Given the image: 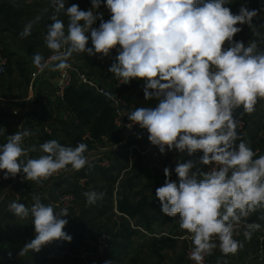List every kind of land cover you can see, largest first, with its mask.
Instances as JSON below:
<instances>
[{"label": "clouds", "instance_id": "clouds-1", "mask_svg": "<svg viewBox=\"0 0 264 264\" xmlns=\"http://www.w3.org/2000/svg\"><path fill=\"white\" fill-rule=\"evenodd\" d=\"M54 14L46 27L44 42L52 53L45 59L36 52L33 65L45 70L68 69L73 54L107 57L117 50L107 69L120 82L141 80L144 100H155L153 107H138L128 113L131 129L138 125L148 132V140L161 154L166 151L186 153L199 159L178 161L177 180L172 170L163 169L164 184L155 189L161 212L179 216V227L191 236L188 258L204 264L206 256L218 247L222 254H235L244 243L235 237L238 226L250 214L264 210V155L257 156L249 143L239 138V120L234 115L252 114L264 99V50L256 40L247 46L234 37L242 25L253 26L254 18L264 11L249 9L247 0L233 13L231 0H91L88 10L78 4L65 7L66 0H52ZM110 13L105 21L98 9ZM63 12L68 19L58 18ZM39 19V18H38ZM100 21L99 27H93ZM33 21L20 32V38L31 35ZM92 47H87L89 35ZM259 36V32H253ZM111 96V93H105ZM23 130L8 135L0 144V171L3 179L24 175L27 181L42 184L61 170L80 171L88 163V145H61L56 140L42 143L44 155L27 158L36 147H24ZM140 138V137H138ZM237 141H239L237 143ZM201 166H212L207 171ZM89 205L103 198V193H83ZM9 210L25 219L31 215L35 238L18 253L39 252L56 240L72 241L64 231L69 212L43 204L39 197L29 209L13 201ZM264 218V217H262ZM243 236L250 241L259 223H245ZM105 264H112L105 261Z\"/></svg>", "mask_w": 264, "mask_h": 264}, {"label": "crops", "instance_id": "crops-1", "mask_svg": "<svg viewBox=\"0 0 264 264\" xmlns=\"http://www.w3.org/2000/svg\"><path fill=\"white\" fill-rule=\"evenodd\" d=\"M15 1L24 5L26 9H29L27 10L28 16L24 26L29 21L34 22L32 31L37 32L39 34V52L46 59L48 56L47 53H49L50 50L47 49L45 45L43 32L45 26L49 22H51L50 16L54 14V5L52 4V0H47V2L52 6L49 8L47 7V9H43L48 6L46 4L45 6H42L43 0ZM84 1H88V6L90 8L89 0ZM244 2L245 0L239 2L238 4L232 3L231 5L233 7V13H238L241 4ZM235 5L238 6L237 12H234L236 10ZM31 7H34L35 10L33 9L32 11L30 9ZM247 7H249L248 2ZM41 28H43L42 31H40ZM246 28L247 25L242 26V31L240 34L237 35L239 37L236 40L243 41L247 46L248 41L252 39L250 37H247L248 34L245 37L243 36V31ZM88 35L89 42L87 47H92L90 33H88ZM14 46H19L20 51H16V49L13 48ZM0 49H5L8 52L13 53L14 60H19L21 62L27 63L26 68L28 71L34 69L33 62L28 56L25 44L11 32H2L0 34ZM258 50H264V45L258 44ZM112 52L113 51H111L110 55L105 57L104 59H102V57L99 55L89 57L87 54L83 53L73 54V56L75 57L79 55L78 57L80 59H84L85 62L83 63L85 64L86 68L90 70V74L93 76V74H95L94 70L96 68H100L101 66H103L102 63L112 58ZM110 66L111 65H109L107 69ZM101 76L102 77H100V74H97V78H101L100 81H98L108 88L112 87L113 85H116L115 83H120L119 80L113 74H111V76L109 77L103 76L102 74ZM93 77L95 78L96 76ZM30 82H27L25 79L20 77L17 71H13L10 74L4 73L0 75V117L2 118L3 123L2 127H0V144L6 142L8 135L26 129L30 130L32 135L24 138L22 146L27 148L35 146L36 151L29 152L28 157H24L25 160L27 158H38L39 156L44 155V153L40 150L39 146L45 141L58 139L56 138L58 136H55L54 134L62 135L64 139L70 144L72 138L66 137V135L64 134V129L69 124H71L70 122H73L74 119L73 113L69 110L67 105L63 103V98L59 96L56 77L53 73L45 74V76H43L41 80L37 82L33 95L31 94L29 88ZM142 83L143 82H140L138 84ZM133 90L134 85L133 89L128 93V95H130ZM126 102L129 105L128 101ZM147 102L149 103L147 107H153L156 104L155 100H152V102L150 100H147ZM135 104H137L138 106V101H135V103H131L129 105V109H127L128 113L135 110ZM242 111L243 110L241 108L237 109L234 113V115L239 121L246 122L245 128L243 130L237 128V133L240 139L246 141L251 146L255 137L254 135H249L252 133L248 131L249 125L247 121L244 120L240 115ZM46 129L50 130V132ZM254 130L256 133L258 132V134H260V131H263V127H260L258 125V127H255ZM238 142L239 141H237V143ZM108 150L113 151L116 150V148L110 146L108 147ZM155 152L156 156H154L153 153L149 156H142L137 152H134L132 156L129 147H119V149L117 150V163L119 165L117 169L118 180L115 186L112 187L110 191L102 188L99 189V192L97 193H103V198L98 200L93 205H89L87 203L86 197L84 196V198L80 200L78 207H83V205H89L91 206V208H94V217L91 219L99 218L98 221L108 220L111 218L112 215H115V218H120L122 214L117 209V193L123 191L121 187L124 186V184H128V176L130 172H134L135 170L139 169L140 171L144 170V172H146L147 178L151 180V176H153L154 174L153 169H155L157 165V171H159V175L163 173L161 175L163 176L164 168L161 167V165H158L157 163L164 157V159L167 158L171 160V162H169L166 167H169L172 170V175L174 176V178L176 177V173L174 171L176 165H172V160H174V158H179V156L183 157L185 153H179L173 150L172 153L166 152L165 154H161L157 146H155ZM259 155L260 154H258L257 156ZM200 156H202V152L196 153L193 157H184L186 159H184L183 161H187L189 159H199ZM201 167L203 168V170L205 169V166ZM64 180L65 181L62 182V187L53 186V188L47 189L46 187H44L43 184H38L33 181L25 180L24 175L21 173L15 178L10 177L7 180L0 181V196L3 192H5V190L7 191L13 189V191H17V193L19 192L25 197L24 205L29 209L34 203V197H39L40 201L43 204L47 205V197L50 196L51 198L53 197V195L61 197V193L65 192L68 189H73L75 187L73 181L69 179ZM138 180L139 179H136V181ZM149 182L150 181L145 183L144 192L150 195L153 191L155 194L154 188L145 189L146 184H148ZM163 184L164 183L162 182V185ZM23 186L26 188L25 192H23L21 189ZM138 190L143 191V188L138 187ZM107 203L111 204V208L107 207ZM108 212L112 215H110ZM82 216L83 215H81L80 213L78 214L77 212L76 218L74 220H72L74 217H71V219L63 217L64 219L68 220V224L65 226L64 231L72 236V241L70 243L64 240H56L43 246L38 253L29 251L26 255L20 256L18 253L22 249L23 245L34 239L36 235L34 225L32 224V217L31 215H29V217L25 219H10L7 217V215H2L0 213V260L11 259L9 255L6 254L7 250H10L11 252H16L13 258L10 260L11 264H73L75 260H81L80 254L84 250L89 251L93 245V240H90L88 238L89 232H83L84 228L86 229L87 224L84 225L85 220H83V218H85V215L83 217ZM262 217H264V210H258L255 213L250 214L249 217H247L246 220L242 221L240 225L255 222L263 226L264 218ZM91 219L89 218V222L91 221ZM244 230L245 228L241 227V229L239 230L240 232L238 231L240 233L239 236H241V239L238 240L244 243L243 247H246L245 249L247 253L251 254L248 256V258H252V253L254 254V256L257 255L256 250H259L260 246L264 244V242H262L260 231L254 232L251 240L246 241L243 236ZM76 252H78L79 255H75L74 253ZM232 256H236V253L234 255H230L229 258H232ZM57 257L59 258L57 259ZM90 259L94 260L95 258ZM227 259L228 256L223 254L220 260L225 261Z\"/></svg>", "mask_w": 264, "mask_h": 264}, {"label": "trees", "instance_id": "trees-1", "mask_svg": "<svg viewBox=\"0 0 264 264\" xmlns=\"http://www.w3.org/2000/svg\"><path fill=\"white\" fill-rule=\"evenodd\" d=\"M27 10L29 9H26L24 5L15 0H0V34L2 32H11L14 34L25 44L28 56L32 60L33 55L36 52H39V34L32 31L31 35L26 38H20L19 35L23 30L24 24L27 20ZM47 25L44 28V35L46 34ZM50 53L51 51L48 53V55ZM0 58L7 60L5 71L6 74L17 71L20 77L25 79L27 82H30L31 74L36 69L35 66L33 70L31 69L28 71L26 68L27 63L14 60V54L8 52L5 49H0ZM137 81L142 82L138 79ZM133 85L134 82L124 84L121 90V94L126 99V101H128L129 105L132 103V99H130L128 93L133 89ZM62 98L63 103L67 105L74 116V123L70 122L71 124H69L64 129V134L66 137L72 138L70 146L75 147L78 143L87 144L88 151L85 153V155L89 157L94 151L101 152L98 148V145L101 143L109 144L111 147L118 145L116 150H107L102 152V154H104L103 157H108L111 160L112 165L110 168H105L95 164L93 167L87 168L86 171L81 170V177L88 179L86 187L81 189L74 183L75 187L73 189L71 188L61 193V196L65 193L74 194L76 196V204L79 205L80 200L84 198L83 193L91 190L88 189L91 181L90 179L97 177V175L102 179L103 182L111 186L109 188L115 186L118 180L117 169L119 167L117 163V150L119 147H129L131 143H124L125 132L115 123L116 108L112 105L111 100L107 99L104 95L97 93L91 88L74 84L65 91ZM150 101L152 102V100ZM129 105L127 104L125 107L126 112L127 109H129ZM138 107H140V105H138ZM252 149L256 152L259 151L258 154L264 155V147H256L255 149ZM166 152L172 153V151ZM157 170L158 166L156 165L155 169H153L154 174L151 176V182L146 184L145 189H156L162 185V182L164 183L165 176L159 175V171ZM138 178V174H134V176L129 177L128 184L125 185V189L117 193V209L122 214V216H120V219L122 220L121 223L106 228L103 226L104 224L100 225L99 222L101 221H98L99 218L91 219L89 222L90 224L93 223V227L88 233V238L93 240V244L103 233L107 234L110 238L106 252L103 257L99 258V260L111 261L112 264H127L128 262H130L129 264H148V262L140 256L142 250H137L131 256L135 237L142 233L147 235L150 234L149 236L151 239H149L150 242H148L147 247L158 257H162V253L164 251L174 249L178 246L177 238L169 235L159 234L154 231V226L159 225L160 227H165L167 222L174 221L175 217H168L161 212V206L159 200L156 197L155 199H152L146 192L138 190V186L136 184V179ZM171 179L177 180V176L174 178L171 174ZM63 181L65 180H58L52 184L55 187H62ZM125 190L134 191V194H132L133 196L129 195V193L125 192ZM22 203L25 204V201ZM72 213L74 217L72 220H74L76 218V212L73 210ZM1 214L7 215V217L10 219L19 218L12 212L8 211H2ZM115 217V215H112L111 218L105 220V222L113 224L115 222L112 221ZM78 252L74 254L79 255ZM6 254H8L12 259L16 252L7 250ZM81 255L82 253L80 254V258ZM11 259H2L0 260V264H11ZM94 260L89 261V263L95 264ZM79 264L87 263L81 258V262L79 261Z\"/></svg>", "mask_w": 264, "mask_h": 264}, {"label": "rangeland", "instance_id": "rangeland-1", "mask_svg": "<svg viewBox=\"0 0 264 264\" xmlns=\"http://www.w3.org/2000/svg\"><path fill=\"white\" fill-rule=\"evenodd\" d=\"M38 1H40V0H38ZM231 1H232L231 4L232 3L238 4L239 2H242L244 0H231ZM247 2L249 3V7H248L249 9H260L261 5L264 4V0H247ZM73 3L78 4L79 8L81 10H86V9L89 8L88 1H84V0H66L65 7L67 8L68 6H71V4H73ZM45 4L48 5V6H46L43 9H47V7L48 8L52 7L47 2V0H43L42 6H45ZM231 4H229L227 6L230 7L231 11L233 12V10H232L233 7H232ZM237 7L238 6L235 5L236 10L234 12H237V9H238ZM30 9L32 11H33V9L35 10L34 7H31ZM58 15H59L60 19L64 20L65 26H67L68 19L64 15V13L61 12ZM42 30H43V28L40 29V31H42ZM254 31L255 32H259L260 35L259 36H253L252 33ZM247 34H248L247 37H250L252 40L254 39L256 41L259 40L262 37V35H264V11H262L261 14L258 17L254 18L252 28H249V26L247 25V28L243 31V36L245 37ZM237 35H236V37H234L235 40L238 39V37H239ZM13 48L16 49V51H20V47L19 46H14ZM112 51H113L112 55H111L112 58L108 59L107 61L102 63L103 66H101L100 68L98 67V68H96L94 70L95 74H93V76H96L95 78L97 80H99V81H100L101 78H97V74H100V77H102L101 74L103 76H106V77L111 76V73L107 72V67L114 62V59H115L116 55L118 54L116 49H113ZM78 56H75V58L77 60H79L81 62H85L84 59H79ZM104 58L105 57H102V59H104ZM131 82H134V90L130 94L131 96L129 95L130 99L133 100L132 104L135 103V101H138V103H139L138 105H140V107H147V105L149 103L147 102V100H143L142 84H138L140 82H138L137 79H132ZM137 107H138L137 104H135V109ZM255 109L256 110L250 115L249 114L242 115V118L244 120H246L248 125H249L248 126V131H250V133H252V134H249V135H254V137H255L254 141L252 142V144L250 146V147H252L254 149L256 147L257 148H263L264 147V105L257 103L256 106H255ZM258 125L260 127H263V131H260V134H258V132L256 133L255 130H254L255 127H258ZM54 135L58 136V137H56L58 139H54V140L58 141L61 145L70 146L69 142L66 141L62 135H60V134L59 135L54 134ZM110 146L111 145H109V144L101 143V144L98 145V148H99V151H107L108 147H110ZM184 157H187L186 153L184 154L183 157L179 156V158H177V159L174 158V160H172V165H174V164L176 165L178 161H183L184 159H186ZM169 162H171L170 159H167V158L164 159V157H163L157 164L161 165V167L165 168L166 165ZM69 167H71V166H69ZM135 173L139 175V178H138L139 180L136 182L137 186L139 188H143V191H145L144 190L145 183L150 181L147 178V176H146V172H144V170L140 171V169L139 170H135L134 172H130L128 177L134 176ZM90 180L91 181H90V185H89L88 189H91V190L93 189L92 191L96 190V192H99V189H101V188L102 189H106L108 191H110V189H111V188H109L111 186L108 185L107 183L103 182L102 179L98 177V175H97V177L92 178ZM121 189H123V190L125 189V184H124V186L121 187ZM91 190H88L87 192H89ZM125 192H128V191L125 190ZM128 193H129V195H132V194H134V191H130ZM58 197L59 196H54L53 195V197H51V199L52 200H58ZM150 197L152 199H155L156 196H155L153 191L151 192ZM107 207L111 208V204L107 203ZM70 210H71V216H70L69 219H71V217H73V213H72L73 210L76 213L78 212V214L80 213L83 216L85 215V218H83V220H85L84 225L87 224V227H86V229L84 228L83 232H86V233L90 232L92 230L93 223L92 224L89 223V218L91 219V218L94 217V214H93L94 213V208H91V206H89V205H83V207H78V204L75 203L70 208ZM110 215H112V214H110ZM112 222H115V223L110 224V223H106L105 221H101L99 223H100V225L104 224L103 226H105L107 228V227H110V226L118 225L119 223L122 222V220L120 218H115V219H113ZM179 223H180L179 216H177V217H175L174 221L167 222L165 227H162V226L160 227L159 225L154 226L155 227L154 231H156V233L169 235V236H173V237L177 238L178 239V246L176 248L170 249V250H166V251H164L162 253V257H158L155 254H153V252L151 250H149L148 247H147L148 242H150L149 239H151L150 236H149L150 234L147 235V234L142 233V234H139L137 237H135L134 245H133V252H132L131 256L137 250H142L140 256L143 259H145L148 262V264H192L187 259V256H186L187 248L193 246L192 245V241H191V236H190L189 233H187L186 230H182L179 227ZM95 225H97V224H95ZM242 227H244V225ZM143 231H144V229H143ZM235 238L236 239H241V236L237 235ZM262 247H264V244H262L260 246L259 250H256L257 252L255 251L257 255L254 256V254L252 253V256H251L252 258H250V257L248 258V256L251 255V254L247 253V251L245 249L246 247H243L236 253V256H232V258H229V257H230V255H234V254H227L228 259L225 260V261L220 260L223 254L221 253V251L217 247L213 251L212 255L207 256V264H262V260H261V257H262L261 256V249H262ZM58 258L59 257H57V259ZM91 260H93V259H90L88 261H91ZM79 261H81V260H79ZM79 261L75 260L73 262V264H79ZM105 261L106 260L95 259L94 263L95 264H105ZM126 262H128V261H126ZM129 263L130 262H128L127 264H129Z\"/></svg>", "mask_w": 264, "mask_h": 264}, {"label": "built area", "instance_id": "built-area-1", "mask_svg": "<svg viewBox=\"0 0 264 264\" xmlns=\"http://www.w3.org/2000/svg\"><path fill=\"white\" fill-rule=\"evenodd\" d=\"M90 2V7H91V0ZM99 12L103 13V19L107 21L110 19V13L108 10L103 6H101L100 9H98ZM100 21H97L96 24L93 25V27H99ZM90 33V32H89ZM257 44H263L264 45V35L257 40ZM52 53H50L46 59H48ZM68 63L71 65L70 68L64 70L63 72L61 71H50V70H45L43 73H41L37 68L32 72L31 74V82L29 85L31 94L33 95L34 90L36 88L37 82L41 80L43 76L47 73H53L56 77V83H57V88L59 92V96L63 97L65 91L71 87L74 84H78L80 86H85L88 88H91L95 90L97 93L104 95L107 99L111 100L112 105L115 106L116 108V120L115 123L118 127L122 128L125 132V140L124 143H131L129 145V150L130 153L134 154V152L139 153L142 156H149L150 154H154L156 156L155 152V146L150 143L148 140V132L145 129H141L138 125H134L131 129L127 127V125L130 123L128 120V113L126 112V105L127 102L123 95L121 94V90L123 88L124 84L116 83V85H113L112 87H106L104 86L101 82H99L97 79H95L91 74L88 68H86L85 64L83 62L77 61L74 56H72ZM6 64L7 60L4 58H0V75L4 74L6 71ZM105 93H111V96H106ZM259 104H264V99H260L258 101ZM77 124V123H76ZM2 118L0 117V127H2ZM245 121H239L238 129L243 130L245 128ZM47 131L50 132V130L46 129ZM140 137V138H138ZM114 148H118V145L114 146ZM103 151L98 152L94 151L91 153V155L88 158L89 163L81 170L86 171L87 168L93 167L95 164H98L102 167L105 168H110L112 165L111 160L108 157H103L104 154H102ZM105 152V151H104ZM259 151H257V154ZM212 166H206L205 171L208 170ZM80 171H75L72 170L70 167L66 170H61L57 174H54L51 178L45 180L42 182L44 187L48 188H53V182L58 181V180H63V179H70L73 181L79 188H85L86 183L88 181L87 178L81 177ZM4 173L0 171V181L5 180L3 179ZM22 191L25 192L26 188L23 186ZM25 197L21 193H17V191L11 190H5L0 196V213L2 211H8L9 210V204L13 201L22 203ZM47 199V205H52L54 210L56 212H59L61 208H66L69 212V215L64 218H70L71 216V210L70 208L76 203V196L72 193H65L61 197L58 198V200H52L49 197ZM242 225L238 226V231L241 229ZM141 229V228H139ZM261 234V239L262 242H264V226H261V229L259 230ZM109 236L105 233L101 234L97 241L93 244V249L91 250H84L82 252L81 258L87 263L90 264L88 260L90 258H95L99 259L104 256L106 249L108 247V241H109ZM192 247L187 248L186 251V256L187 259L192 263L195 264L194 261L190 260L188 258L190 249ZM261 260L262 263L264 264V247L261 249ZM204 264H207V256L205 257Z\"/></svg>", "mask_w": 264, "mask_h": 264}]
</instances>
